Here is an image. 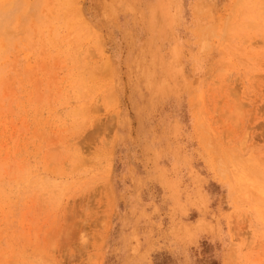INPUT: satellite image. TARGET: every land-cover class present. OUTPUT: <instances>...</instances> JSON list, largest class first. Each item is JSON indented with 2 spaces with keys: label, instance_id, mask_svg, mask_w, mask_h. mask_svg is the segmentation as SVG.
I'll return each mask as SVG.
<instances>
[{
  "label": "rangeland",
  "instance_id": "1",
  "mask_svg": "<svg viewBox=\"0 0 264 264\" xmlns=\"http://www.w3.org/2000/svg\"><path fill=\"white\" fill-rule=\"evenodd\" d=\"M0 123V264H264V0H0Z\"/></svg>",
  "mask_w": 264,
  "mask_h": 264
},
{
  "label": "bare ground",
  "instance_id": "2",
  "mask_svg": "<svg viewBox=\"0 0 264 264\" xmlns=\"http://www.w3.org/2000/svg\"><path fill=\"white\" fill-rule=\"evenodd\" d=\"M39 37V36H38ZM17 69V68H16ZM60 122V121H59ZM1 124V123H0ZM24 147V146H23ZM26 168V167H25ZM21 170V169H20ZM16 178V177H15ZM45 187V186H44ZM3 192V191H2Z\"/></svg>",
  "mask_w": 264,
  "mask_h": 264
}]
</instances>
